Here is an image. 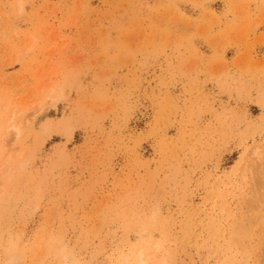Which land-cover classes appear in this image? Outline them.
Returning a JSON list of instances; mask_svg holds the SVG:
<instances>
[{
  "label": "rangeland",
  "instance_id": "1",
  "mask_svg": "<svg viewBox=\"0 0 264 264\" xmlns=\"http://www.w3.org/2000/svg\"><path fill=\"white\" fill-rule=\"evenodd\" d=\"M261 212L264 0H0V264H264Z\"/></svg>",
  "mask_w": 264,
  "mask_h": 264
},
{
  "label": "bare ground",
  "instance_id": "2",
  "mask_svg": "<svg viewBox=\"0 0 264 264\" xmlns=\"http://www.w3.org/2000/svg\"><path fill=\"white\" fill-rule=\"evenodd\" d=\"M263 182V181H262ZM247 201L250 202V199H248ZM253 217H249L248 218V221H250L251 223H249V229L250 230H246V232H248L249 236L251 237V235H253V230H252V227H253ZM259 220H260V223H259V235L261 236V239L260 241L258 242V245L260 246V250H261V254H260V257L262 258V253H263V258L262 260H264V212H261L260 215H259Z\"/></svg>",
  "mask_w": 264,
  "mask_h": 264
}]
</instances>
